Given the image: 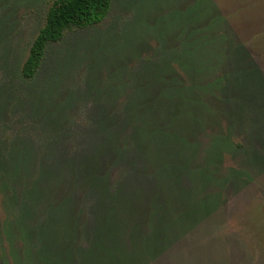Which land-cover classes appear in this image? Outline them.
<instances>
[{
    "label": "rangeland",
    "instance_id": "obj_1",
    "mask_svg": "<svg viewBox=\"0 0 264 264\" xmlns=\"http://www.w3.org/2000/svg\"><path fill=\"white\" fill-rule=\"evenodd\" d=\"M53 1L0 0V264H48L39 259L38 246L40 238L48 246L50 232L39 222L51 201L39 199L35 208L31 199L38 186H50L47 179L38 183L41 164L51 165L57 155L64 165L73 158L82 165L98 152L100 170L109 171L107 185L116 188L125 177L123 166L128 170L135 161L114 163L110 137L132 131L114 123L147 115L136 103H149L161 91L166 94L156 96L160 104L150 120L177 106L191 125L185 111L192 108L205 118L202 148L211 137L229 134L217 149L223 171L215 176L222 185L209 183L198 192L197 174L182 184L188 194L168 179L164 191L160 187L168 216L184 212L187 200L209 205L166 230L167 240L150 251L139 231L135 239L132 231L141 204L156 196L158 180L129 176L117 196V217L127 230L122 252L126 256L132 241L136 249L119 262L104 256L101 264H264V0H113L100 24L71 30L48 45L38 73L27 80L22 68ZM154 151L139 169L155 172V154L167 152L172 159L181 152L171 144ZM71 174L52 195L61 202L74 191L72 212L79 214L88 184L82 176L74 182L78 176ZM26 205L34 214L24 224ZM100 210L94 211L95 223Z\"/></svg>",
    "mask_w": 264,
    "mask_h": 264
},
{
    "label": "trees",
    "instance_id": "obj_2",
    "mask_svg": "<svg viewBox=\"0 0 264 264\" xmlns=\"http://www.w3.org/2000/svg\"><path fill=\"white\" fill-rule=\"evenodd\" d=\"M112 1H53L47 11L44 24L31 45L29 55L23 65V78L31 80L36 76L45 57L48 45L59 42L71 30L84 29L100 24L110 11ZM154 94H156L155 98L151 102L136 103V109H143L142 112H144V109L147 110V115L141 119L135 116L127 120H114L116 126L127 124L132 127L131 133L125 137H121L119 134L110 137L113 144L111 151L115 153L113 158L114 163L123 165L124 162H127L131 158L135 161L132 166L131 164L129 165L128 170L123 166L122 175H125V177L121 182L118 181L115 184L116 188L107 185L106 181L108 180L109 171L105 174L100 170L98 166V152L82 165L75 158L71 161L69 160L67 165H64L57 155L51 165L45 166L41 164L38 183L47 179L50 181V186L46 190L45 188L39 189L38 186L39 194L32 195L31 199L35 202V208L38 207L39 199L51 201L48 205V211L44 214L45 217H42L39 222L41 228H46L50 232L46 233L45 240L49 242L48 246L51 245V247L48 248L44 244L43 238H40L42 247L38 246V257L44 263L95 264V262H98L101 264L104 256L106 257L107 255L112 256V261L117 260L119 262L122 257H126L132 250L136 249L132 241V246L128 247L126 256L125 252H122L121 246L127 244V230L124 223L117 217L118 210H120L119 206L116 205L117 196L122 190V182L129 178V176L141 179L142 181L144 178L158 180L156 196L150 200L148 205L141 204V220L139 223L135 222L133 227L134 232L132 231L133 239L136 238L139 231L143 247H148L150 251H154L155 244L159 240H167L168 233L166 230L178 227L187 218L193 219L198 214L206 212L203 209L208 207L209 204H206L205 200L191 202L187 200V204L183 207L185 209L184 212H176L173 217L168 216L165 202L163 204L161 199L160 187L161 191H164L166 181L171 179L172 185L177 190L190 194L188 186L183 187L182 184H184L186 177L188 179H196L197 174L199 175L198 192H204L209 183L222 185V179L215 176L220 171H223L222 166L219 167L217 164V160L220 162V158L222 157L217 149L218 147L222 148L224 142L228 143L227 136L229 137V134L227 131H224L221 133L224 135H220V137H211L212 140L202 148V141L199 139V135L206 126L204 125V116L201 117L200 114H195L197 111L189 108L185 111V116L192 118V124L190 125L184 122V115L175 106L171 109L167 107L160 118H152L150 120L152 112L156 111L160 104L156 96H164L163 94L166 93L161 91V94H157L156 92ZM187 100L190 104H200V99L197 97H187ZM180 118L182 119L180 120ZM208 122L209 118H207ZM106 123H109V120ZM110 139L108 138V141ZM167 144H171L174 148L181 150V154L175 153L171 159L167 152L163 157H160L158 152L152 157L156 162L155 172H149L148 168L139 169V161L147 158V156L150 157L149 152L151 150L154 151V148H156L160 151ZM42 157L44 158L45 156ZM196 160L202 161V163L195 165L194 162ZM69 169L72 170V174L67 173ZM233 173L234 169H231L230 177H233ZM67 174H76L78 176L77 178H73L74 182L76 180L80 181L81 176L83 181H87L88 185H85L87 192L85 198L82 200L85 216L83 211H80L79 214L72 212L73 205L75 204L74 191H67L68 193L66 192L61 202L52 195L53 190H58L59 193L61 186L66 184H60V182L66 179ZM226 181L224 180L225 187ZM72 184L73 181H69L67 185L69 189ZM139 184L142 186L140 187L141 191H149L144 185ZM221 192L220 194H222ZM204 197V195L201 196V198ZM98 204H100V207L97 206ZM26 208L28 209L27 213H24L25 215L22 214L20 217V221L22 223L24 221V224H26V220H29V213L34 214L33 211H30L28 205H26ZM96 208H101L98 213L103 211V216L98 223L94 221V211ZM82 216H84L83 220L81 219ZM101 221H105V223L103 224ZM100 222L101 224H99ZM39 223L38 225H40ZM92 223L96 225V227H92L93 231L91 230ZM90 232H93V240L91 239ZM23 237L27 240V236L23 235ZM144 243L147 244L145 245ZM128 259L130 260L132 257L124 258L125 261H128Z\"/></svg>",
    "mask_w": 264,
    "mask_h": 264
}]
</instances>
